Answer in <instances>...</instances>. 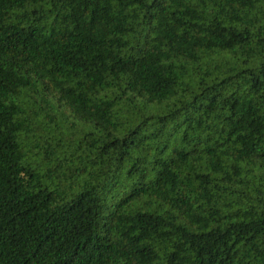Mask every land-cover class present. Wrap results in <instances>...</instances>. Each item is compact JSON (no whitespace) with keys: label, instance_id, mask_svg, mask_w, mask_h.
<instances>
[{"label":"trees","instance_id":"16d2710c","mask_svg":"<svg viewBox=\"0 0 264 264\" xmlns=\"http://www.w3.org/2000/svg\"><path fill=\"white\" fill-rule=\"evenodd\" d=\"M0 264H264V0H0Z\"/></svg>","mask_w":264,"mask_h":264}]
</instances>
